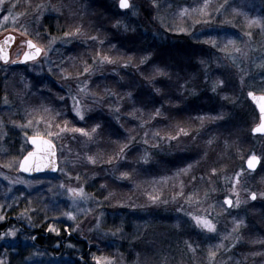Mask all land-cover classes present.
Returning <instances> with one entry per match:
<instances>
[{
  "label": "rangeland",
  "instance_id": "1",
  "mask_svg": "<svg viewBox=\"0 0 264 264\" xmlns=\"http://www.w3.org/2000/svg\"><path fill=\"white\" fill-rule=\"evenodd\" d=\"M174 1L178 2L179 6H177L174 11H170L171 15L168 17L170 21L174 20L172 22L173 28L177 33H188L191 39H198L207 50L206 55L208 60L206 57L203 60V69L207 72V74L204 75L205 82H203V85L209 89H213V84H218L217 82L219 79L217 75L213 77L210 73V65L214 67H218L219 65V67L223 66L231 71L233 70L234 74L231 73V75H236L235 78L238 79L237 82L241 86L233 101L237 105H241L245 100L248 101L246 98L248 90L245 89L248 84L244 81L245 77H242V75L258 70L259 80L262 81V83L255 84V89L258 91H253L264 93V67H261V65H264V38L261 34L264 32V15L257 14L260 2H258V0H256V2H247V0H208V7L204 8L205 0H200V2L203 1L201 4L199 0H190L187 2H180V0ZM129 2L132 5L130 9H119L120 11H127V13L121 17L117 18L116 15H114L115 12L112 10L107 12H113L111 14H113L115 18L106 12H104V14H98L96 12L90 13L86 20V22H88L87 25L90 24L92 27L99 25L103 32H105V34H103L105 37L118 36L120 38L130 32V29H127V25L124 22L128 21L130 17L137 18L138 13L142 9H145L146 13L151 17L150 26H152L154 22L157 24L153 26L155 30L154 34L157 36L158 30L160 29L159 26L162 25L163 21L161 18L162 8L159 6L158 1L156 0L158 7L153 5L152 0H129ZM212 2L216 4V7L212 6ZM118 3L119 0H106V5L111 9L114 7L118 9ZM167 5L169 8L172 6V3H168ZM51 6L54 10H52V7L49 8L48 5L42 6L38 11L39 13L35 14L36 17L33 15L28 18L26 17L27 15L23 17L19 14H14L18 16L16 24H13L11 20L0 24V36L4 33L7 34V32H13L17 37V42L10 54L11 60L9 63L2 64L0 62V121L3 122L0 124V206H3L0 208V215L6 217L8 211L20 212L19 209L15 208L18 205L19 197L34 191L35 193L33 194L35 196L33 198L34 200L36 199L37 205L42 208H50L49 206H51V204L49 205L45 198L40 196V193H44L43 190L41 191V188L44 187L43 189L48 190L52 195L55 204H59L61 208H65L66 212H74L77 216L80 214L76 211L77 207L90 208L91 205H93V198L87 192L86 185L95 180L99 182L98 185L100 190L105 194L104 200L109 206L115 208L114 210L127 209L138 213L144 217L141 219V222H147L149 215L156 211L164 213L166 209H173L174 213L176 211V215L173 213L171 215L173 216L171 223L173 226H180V229L182 227L181 224H183L185 241H187L188 244H184L185 247L183 248H186L185 251H178L176 259L173 261L174 264H251L241 256L231 253L230 249L234 242H236L238 230L244 226L245 220L242 218L243 211L247 209L249 201L253 202L249 199V193L252 191L258 194L264 192V176L259 179L258 185H260V187L258 190L246 191L247 187L245 189L242 187L243 184L241 183L236 184L235 190H233V181L235 180V174L239 172L238 170L224 176L220 170L217 171L218 169L216 167L218 166H214L216 163L208 162L207 166H203L204 169L202 170L195 167L199 165H193L192 168L195 167L196 169L193 170L191 168L186 172L182 170L187 168V165L178 166V168L176 167L177 169H174V173L165 174L164 171L167 169V166L159 162V157H168L169 155L173 157L174 154L184 151H186V153H192L195 151V139L194 136H192V139L190 138L191 135L184 136L183 134H180L177 139H158L153 134L159 133L162 137L177 136L179 129L184 128L182 124L176 127V133L174 135L167 132L156 131L159 130L158 128L152 129L155 131H152V134L147 136L150 139V143L145 144L147 149L146 147L143 150L137 148L133 149V157L130 156L128 152L120 156L117 155L122 146L130 144L129 138H127V141L115 140L119 141L116 143L115 141H111L112 135H110L108 141H106V134H104L103 131H99L100 129H98L97 133L93 134V140L91 141H89L87 137L81 136L79 133L75 134L76 139L73 140L71 139L73 134L67 133L63 140H54L57 155V171L53 174V177L48 176V173L27 177L18 171L20 160L30 149L27 142L28 137L40 135L51 139V137L46 135V124L43 122L37 124V121H39L41 117L46 121H53L61 125H63L64 121H68L69 127L85 128L90 132L91 128L95 125L86 128L82 126V123L86 122L98 108L100 109L99 112L103 114H113L111 116L114 118L115 114L111 109L122 105L121 100L117 99V97H108L104 91L105 88H108L115 93L114 89L106 80H108L107 76L111 74L109 69L112 70L113 67L122 63L118 55V53L122 54V50L112 41L108 45L106 44V48H100L99 39L102 37L97 34H89V31L84 26L83 28L87 31H84L80 25H75V27H73L71 31H74L75 28L79 26L82 34L72 39L65 38L64 36L62 38H56V42L53 45L54 50L49 52L47 57H44L42 53L41 57L29 64L27 63L24 66L12 65L11 61L19 59L22 55L21 53L24 52L23 43L25 39H31L44 48H47L49 42L52 40V38H50L47 44L43 45L42 43H37L36 40H34V36L31 35L33 34L31 31L32 26L29 25H36L38 21H40L38 20L40 16H44L51 11L54 15L64 13L66 17H62V19L68 21L71 16L76 15V17H81L83 14L77 15L81 6H78L74 0H66V2L63 0H56ZM229 6L231 10L228 9ZM246 6L247 9L245 11L244 9ZM202 8L204 9L203 14L200 11ZM183 9H188V13L181 15ZM4 15H7V12ZM2 17L3 15L1 14L0 20H2ZM81 20H84V16L81 17ZM103 20H105L106 24ZM251 21H258V23H250ZM21 25L27 28V34H25ZM181 29H185V31H181ZM249 32L252 33L251 37L247 35ZM91 33L96 32L93 31ZM91 36H97L99 39L95 41L97 46L93 47L94 50L88 52L89 45H93L92 43L89 44V38ZM82 40L84 41V44H82L84 47H82L80 53L75 54H78V56L73 63H76L75 67L78 69L74 71V73L76 72L75 74L70 76L72 77L70 78L71 82L63 79L64 74L62 76H59L58 73L55 75V67L59 64L58 54L65 57L68 47L76 43L73 41L82 43ZM229 41L233 43H229ZM90 42H92V40H90ZM87 44L88 47L86 46ZM66 45L67 47H65ZM237 47L242 50L241 53H236L234 51ZM82 51H87L91 56L87 62L86 59L81 60ZM97 53L101 56H110L117 60V63L115 66L109 64H94L93 58L99 59ZM71 56L72 54L69 53L67 56L68 62L72 61ZM90 58H92V60H90ZM64 65L66 66V63ZM79 65L81 66L80 69L78 67ZM86 66H92V72L88 75H81ZM77 76H79L78 80L76 79ZM97 76L102 79V82H105V84L101 86V90L97 89V91H104L101 96L99 95V97H104V100L100 103H93L91 99H84L81 93L82 105L85 109H91V111H85L84 121L78 122L77 119L74 118L76 124H73V117L75 114L70 111L72 105L70 97L77 94L78 87L85 81L88 83L90 92L94 93V89L96 88L92 87L93 81L91 80L92 78L96 79ZM51 79L61 91L59 96L66 97V101L59 102L66 103L69 108L67 114L65 111L66 109L61 107L54 106L53 108L48 103L37 104L33 101L37 91L40 90L43 85L47 86L46 83H50ZM31 82L33 83L31 84ZM70 91L73 92L71 93ZM5 96H7L9 101L7 104L4 103ZM111 99L113 101H111ZM55 101L58 103L57 99H55ZM44 108H49L51 111L45 112ZM69 111L73 116L69 115ZM57 112L61 113L58 117L56 116ZM29 121H33L31 127L27 126ZM114 122L116 123L115 120ZM230 124V121L227 122L225 129L230 128ZM255 124H258L257 116L256 118L253 117L251 127ZM20 125H24L25 127L21 128ZM218 126L220 127L221 124ZM167 128H171L170 123L167 125ZM184 129L187 131L186 128ZM51 130L54 132L57 131L54 127ZM25 132H27V136H25ZM145 133L141 134V138L146 139ZM258 137L261 138V140L257 141L256 150L259 146L264 145V136L258 135ZM141 138L139 141L142 142ZM13 142H17V146H15V151L13 150L14 154L12 155L10 145ZM99 142H102V144ZM61 144L65 146L63 154L61 152ZM155 145H158V147ZM68 149H71V151H68ZM77 154L80 156L79 162L75 159ZM115 154L116 162L113 163L112 160V163L108 164V166L100 165L104 161V158L108 160L111 156V158L114 159L113 156H115ZM86 155L95 156L97 158V164L91 165L86 163L84 160ZM145 155L147 156V162L142 159ZM250 155H252V153L249 154V156ZM249 156L246 158L240 156V158H243L245 162ZM182 161L183 159L177 160V163ZM127 162L134 165L133 168L126 167ZM123 163L124 165H122ZM212 169H216L215 174L212 173ZM123 172H128L130 178L124 179L123 181L117 179L116 177H119ZM77 176H79V179H77ZM177 176L179 177L176 178ZM193 177H195V179H193ZM211 177L213 179H211ZM120 182H123L125 186L122 187ZM61 185H63V187H61ZM102 185L104 186L103 188L101 187ZM76 187H83L85 192L91 197L87 203L80 202L78 205H74L71 193H69L67 189ZM95 190L97 191L96 187ZM206 192L208 193L207 197H205ZM148 193L151 194L150 199H148ZM236 193H239V199L241 201L247 200L248 203L246 205L242 204L239 209L225 207L223 203L224 197L228 196L235 201L237 198ZM145 196H147V198H145ZM152 197H157V199L154 201ZM258 200L261 201L264 199L258 196ZM88 217L89 219L87 220L90 221L92 216ZM195 217H206L210 219L212 223L215 224L216 231L209 232L203 229L197 224L194 219ZM10 218L11 217H6V219L0 221V224H6L5 230L0 233V236L3 237L0 238V246L14 247L17 244L26 246L29 243L27 237L19 235L18 232L15 237L3 235L8 232L9 229L18 231L16 227L11 226L12 223L10 222ZM64 219L68 223L73 221L66 216ZM237 219L243 220V224L234 232V221ZM20 220L22 225L26 227L29 226L27 218L20 217ZM80 225L82 226L83 223H80ZM91 227V225H88L87 230ZM160 228L161 227H153L150 229L147 225L144 227L148 234H155L156 236L161 235L162 238L168 236L167 232L160 230ZM171 234L178 239V235L174 234V231H172ZM221 244H223L224 247L217 250L215 246ZM189 245H191V248ZM199 247L202 249L200 253L196 251ZM70 249L71 247L69 246V250ZM193 249H195V251H193ZM210 250L217 251L215 258L209 257ZM40 258H44L46 261L49 259L48 256L42 252L38 253L37 257L34 259ZM0 259L4 260L6 264V260L9 259V256L3 253ZM256 259L257 258L253 257L252 260L256 261ZM162 263L167 264V262ZM101 264L108 263H105L103 260ZM258 264H264V262L259 261Z\"/></svg>",
  "mask_w": 264,
  "mask_h": 264
},
{
  "label": "trees",
  "instance_id": "2",
  "mask_svg": "<svg viewBox=\"0 0 264 264\" xmlns=\"http://www.w3.org/2000/svg\"><path fill=\"white\" fill-rule=\"evenodd\" d=\"M63 1L66 2V0ZM74 1H76L78 6H81L77 15L83 13L84 20H81L82 16L76 17L75 15L65 21L62 19V17H66L64 13L54 15V13H51L52 11L40 16V19H38L40 21L36 25H29L32 26L31 31L33 34L31 35L34 36V40L37 43L46 45L50 38H62L65 32H71L75 25H80L84 31L86 29L83 26L86 27L89 34H97L102 37L100 39L98 37L100 48L105 47L111 41L114 42L122 50V54L118 53L122 60L121 64L125 63L129 57L132 58L131 66L128 68H122L120 64L114 65L113 71L109 69L111 74L107 76L108 80H106L117 94V99L122 101V105L119 106L118 119L115 112L113 118L111 116L113 114H103L99 112L100 109L98 108L86 122L82 123V126L90 128L97 123L101 124L102 127L99 131H103L106 134V141H108L110 135H112L111 141H127V138H129L131 151L126 152L133 157V149L143 150L146 147L145 138H141V134L147 132L151 135L152 131H155L152 129L158 128L159 130L156 131L174 135L176 127L182 124L189 135H191L190 138L193 139L192 136H194L195 151L192 153L180 152L174 154L173 157L171 155L168 157L160 156L159 162L167 166L164 171L165 174L174 173V169H177L178 166L199 165L195 167L202 170L207 166L208 162L216 163L214 166H218L216 167L217 171L220 170L224 176L232 174L235 170L240 172L243 169L244 171L240 178V183L243 184L242 187L245 189L247 187L249 189H246L247 191L258 190L260 187L258 185L259 179L264 176V145L259 146L256 150L257 141L261 140V138L250 135L252 119L257 116L256 111L247 100L241 105H237L233 101L241 88L237 82L238 79L235 78L236 75H231V73L234 74L233 70L231 71L223 66L219 67V65L218 67L210 65L211 75L213 77L217 75L219 81L223 80L224 84L223 86L217 84L216 91L203 85V82H205L204 75L207 74L203 69V60L205 57L208 60L205 46L198 39H191L188 33H177L172 26L174 20L170 21L168 18L171 15L170 11H174L179 6L178 2L174 0H157L162 8L161 18L163 19L157 36L154 34L155 30L153 27L157 24L154 22L150 26L151 17L146 13L145 9H142L138 13L137 18L130 17L128 21L124 22L127 25V29H130L128 34L120 38L118 36H107L109 37L107 38L103 35L105 32L99 25L94 27L90 24L87 25L88 14L95 12L104 14V12L109 13L107 11L112 10L115 12L114 15L119 18L126 14L127 11H120L116 7L113 9L109 8L106 5V0ZM187 1L190 0H180V2ZM253 1L256 2V0H247V2ZM54 2L56 0H5L3 7L10 8L15 4L17 6L13 9V14L27 13L26 17L30 18L39 13L38 11L42 6L48 5L50 8ZM258 2L260 4L257 14L264 15V1L258 0ZM168 3H172L169 8ZM38 5L41 7L38 8ZM212 6L216 7V4L212 2ZM228 9L231 10V7L229 6ZM246 9L247 6L244 10L246 11ZM52 10H54L53 7ZM6 12L4 11L1 14L4 15ZM111 13L113 12L109 14ZM111 15L115 18L113 14ZM21 16L24 17L25 15ZM103 22L105 23V20ZM93 31L96 33H91ZM261 34L264 38V32ZM73 42L76 43L68 47L65 57L58 54L59 64L55 67L56 70L58 69L57 71L54 70L55 75L58 73L59 76L63 74L71 76L76 73L74 71L78 68L75 67L76 63H73V61L78 56V54H75L80 53V50L84 47L82 45L84 41L82 43ZM89 44V47L88 44L86 46L88 47V52H91L97 44L95 41L90 42V40ZM82 52L81 60L86 59L87 62L91 56L87 51ZM69 53L72 54L71 62L67 61ZM144 56H149L150 59L145 64H140L139 61ZM65 63L66 66L64 65ZM78 67L79 69L81 68L80 65ZM61 69H64L63 73ZM157 69L162 70L165 74H159ZM250 73L242 75V77H245L244 81L248 84L245 89L257 90L254 85L262 83L259 80L258 70ZM67 80L71 82L70 79ZM101 80L99 76L91 80L93 81L92 87L96 88L94 89V94L97 96H101L104 93V91H97V89L101 90V86L105 84ZM50 81V83H46L47 86L43 85L37 91L34 100L32 96L31 99L37 104L48 103L53 108L57 106L66 109L67 114L69 108L66 103L59 102V100L58 103L55 101V98L61 93L60 89L52 79ZM157 89L160 91L157 92ZM70 92L72 93L73 91ZM128 92L133 93L131 99L126 97ZM120 97H124V99H120ZM111 101L113 100L111 99ZM162 105L163 107L161 108ZM156 108H161L162 115L159 118L152 119L151 117ZM69 115L73 116L70 111ZM75 121L73 117V124H76ZM229 121L231 123L229 125L230 128L225 129ZM169 123L171 128H167ZM220 124L221 126L219 127L218 125ZM141 125L144 126L142 127ZM140 138L142 142L139 141ZM146 139L147 143H150V139L148 137ZM210 140L212 141L211 144L208 143ZM119 141L115 142L118 143ZM99 143L102 144V142ZM15 146H17V142H13L10 145L12 155L14 154ZM251 153L260 156L261 160L258 169L253 173L246 171L243 159ZM240 156L243 158H240ZM113 157L114 163L116 162V154ZM180 159H183V161L177 163V160L179 161ZM106 162L107 160L104 158L100 165L108 166ZM133 166L130 162H127L126 167L133 168ZM195 167L192 169L195 170ZM48 176L53 177V174ZM211 179L213 178L211 177ZM98 183V181L94 180V182L86 185L87 192L93 198V205L90 207L93 210L89 215L92 216L90 221L85 220L84 217L81 218L82 216L79 214L75 221L66 222L64 219L65 215H63L66 209L61 208L59 204H55L52 195L48 190L43 189L44 187L41 188L44 193H40V196L44 197L49 205L51 204L50 208H42L37 205L36 199L34 200L33 198L35 191L19 197L18 205L15 208L19 209L20 212L8 211L6 217H11V226L18 229L19 235L26 236L29 243L26 246H20L19 244L14 247L0 246V258H2L3 253L8 255L9 259L6 260V264H97L98 261L101 264L103 260L108 263L112 258H115V264H137V261H144L145 264H163L162 262L174 264L173 261H175L178 251H185L186 248H183L185 247L184 244H188L185 241L183 224H181L182 227L180 229V226H173L171 223V220H173L171 215L172 213L176 215V211L175 213L173 209H166L165 213L156 211L149 215L147 222H141V219L144 218L142 215L127 209L114 210L115 208L109 206L104 200L105 194L100 190ZM120 183L122 187L125 186L123 182ZM150 195L148 193V199H150ZM25 209L30 210L29 215L32 219V226L30 227H26L20 222L19 214ZM33 209L37 211H31ZM94 218H99L101 221L100 231L87 230L88 225L92 226ZM242 218H244L245 223L237 233V237H240V240L239 242L237 240L234 242L233 245L235 247H231V253L241 256L251 264H258L259 261L264 262V257H255L257 258L255 261L252 260L253 256L251 255L254 252H264V243H262L264 242V200L249 201L247 209L243 211ZM80 223H83V225L79 230H76V226ZM49 225L59 229L58 236L56 233L48 231ZM145 225L150 229L161 227L160 230L167 232L168 236L162 238L161 235L148 234L144 229ZM5 226V223L0 224V233L5 230ZM117 229H120V231L116 232ZM172 231L178 235V239L172 236ZM111 232H116V235H105V233ZM32 237H35V239H32ZM69 246L71 247L70 250ZM201 250V247H199L196 251L200 253ZM40 252L48 256L49 259L47 261L44 258L34 259Z\"/></svg>",
  "mask_w": 264,
  "mask_h": 264
},
{
  "label": "snow or ice",
  "instance_id": "3",
  "mask_svg": "<svg viewBox=\"0 0 264 264\" xmlns=\"http://www.w3.org/2000/svg\"><path fill=\"white\" fill-rule=\"evenodd\" d=\"M153 5L158 7V4L156 3V0H152ZM5 4V0H0V13L7 11V15H3L2 20H0V24L7 22L9 20H11L13 22V24H16L18 21V16L13 14V9L17 6L15 4H13L10 8H4L3 5ZM119 6L121 9H130L132 7V5L130 4L129 0H119ZM38 8L41 7L40 5L37 6ZM208 7V0H205L204 2V8ZM201 13H204V9H200ZM188 13V9H183L181 12V15L187 14ZM20 15H27V13H22ZM250 23H258V21H251ZM21 27L24 29L25 34H27V28L24 25H21ZM181 31H185V29H181ZM39 34V33H37ZM81 28L78 26L75 28L74 31L71 32H65L64 33V37L65 38H69L72 39L78 35H81ZM247 35L249 37L252 36V33L249 32L247 33ZM9 40L13 39V37L9 36L8 37ZM92 41H96L98 39L97 36H91L89 38ZM56 42V38L53 37L52 40L49 42L47 48L38 46L36 43H34L32 40H27V47L28 49H30V51L25 52L24 53V59L23 61H19V62H24L26 63L27 61H35L37 60L38 57H41V54L43 53L44 57L48 56V53L53 51V45ZM101 43H103V41H101ZM229 43H233L232 41H229ZM234 51L236 53H241L242 50L240 48H235ZM97 57H99V59L97 60L96 58H93V63L97 64V65H104V64H109V65H115L117 63V60L113 59L110 56L107 55H103L101 56L99 53H97ZM150 59L149 56H144L140 59V64H145L148 60ZM0 60H3L6 64L9 63V57L8 54L4 51L3 46H0ZM18 61L16 60H12L11 63L15 64ZM132 63V58L129 57L128 60L121 64L120 66L122 68H128L129 66H131ZM261 67H264V65H261ZM61 72H64V69H61ZM92 72V66H86L83 69V73L81 75H88ZM157 72L161 75H164L165 73H163L162 70L157 69ZM72 77H70V75L65 74L63 76V79L67 80L70 79ZM76 79H79V76L76 77ZM220 86H223L224 81L220 80L217 82ZM216 87L217 84H213V91H216ZM50 91V90H49ZM105 93L107 94L108 97H116L117 94L112 92L110 89L105 88ZM157 92H159L160 90L157 89ZM83 94V98L84 99H91L93 101V103H100L104 100V97H99L94 93H91L89 90V86L88 83L82 82L81 86L78 87L77 89V94L71 96V100H72V105L70 108V111L73 112L74 118L77 119L78 122L80 121H84L85 120V111H91V109H85V107L82 105L81 103V95ZM248 96L252 97L253 100H257L259 102V109H260V123L255 126L252 129L253 133H261L264 134V93L260 94L259 96H257L254 92H249ZM126 97L128 99H131L133 97V93L128 92L126 93ZM227 98V97H225ZM55 99L59 100V101H66V97L64 96H57ZM120 99H124V97H120ZM9 101L7 99V96H5L4 98V103L7 104ZM163 107V105L161 106V108ZM161 108H156L154 111L153 116L151 117L152 119H156L161 117L162 115V111ZM45 112H49L51 111V109L49 108H44ZM111 111L115 112L117 114V119H118V114L120 113V107H116L114 109H111ZM60 112L56 113V116H60ZM45 123L46 124V135L48 137H51V139H44L43 136L40 135H33L31 137H29V139L31 140V142L33 144H41V145H45L47 148V153L49 156L51 157H55L56 156V145L54 143V140H63L65 138V134L67 133H72L73 136L71 137V139L75 140L76 139V135L77 133H79L81 136L87 137L89 141L93 140V134L97 133L98 129H100L102 127L101 124L97 123L95 124V126H93L91 128V131L89 132L88 130H86L85 128H77V127H69L68 121H64L63 125L59 124V123H54L53 121H46L44 120L43 117L40 118L39 121H37V124L39 123ZM3 122L0 121V124H2ZM14 123V122H13ZM33 121H29L28 122V127H31ZM142 127L144 125H141ZM21 128L25 127L24 125H20ZM56 128L57 131H52V128ZM180 134H183L184 136L189 135V133L187 131H185L184 128H180L179 132L177 133V136H160L159 133H154L153 135L158 138V139H177L178 136ZM145 137H147L149 135V133H145L144 134ZM25 136H27V132H25ZM145 143H147V139H145ZM209 144L212 143V141L210 140L208 142ZM158 147V145H155ZM65 146L63 144H61V152L63 154V150H64ZM68 151H71V149H68ZM126 151H131V144H125L124 146H122L119 149V153L117 154L118 156L123 155L126 153ZM34 155V153H29L28 156L24 157L23 161L20 162V168L23 171H32V170H40V169H33V167H31L29 165V160L30 158ZM76 161L79 162L80 161V156L79 154L76 155L75 157ZM142 159H144L145 162H147V156L145 155ZM85 162L91 165H96L97 164V158L93 155H86L84 158ZM113 158H109L107 160L108 164L112 163ZM260 161V157L256 156L254 153L247 159V168L249 170L255 171L257 164ZM10 166V165H8ZM193 167V165L189 164L187 166V168L183 169L182 171H188ZM243 169L240 172H237L235 174V180L233 181V190H235V185L240 183V178L243 174ZM212 173L215 174L216 173V169H212ZM117 179L120 180H124V179H128L130 178V174L128 172H123L120 174L119 177H116ZM77 179H79V176H77ZM193 179H195V177H193ZM15 182H21V181H15ZM61 187H63V185H61ZM102 188L104 187L103 185L101 186ZM67 191L69 193H71L72 196V200L74 205H78L80 202H84L87 203L91 197L85 192L83 187H76V188H69L67 189ZM247 191V190H246ZM182 194V193H181ZM208 196V193H205V197ZM237 198L235 199V201H233L230 197L226 196L223 203L225 205H227L229 208H237L239 209L241 207L242 204H247L248 201H241L239 199V193H236ZM259 198L264 199V192H260L259 194L255 191H252L249 193V199L251 201H256ZM152 199L155 201L157 199V197H152ZM3 206H0V208H2ZM29 209H25L23 212L20 213V217L21 218H27L28 219V223L29 226H32V219L31 216L29 215ZM33 212L37 211L35 209L31 210ZM76 211H78L80 213V215L82 217H84L85 220L88 219V216L92 213V209L91 208H76ZM63 215H65L68 219L75 221L77 219V216L74 212L69 211V212H65L63 213ZM47 219V217H45ZM4 219H6V217L4 215H0V221H3ZM197 222V224L202 227L203 229L209 231V232H215L216 231V226L215 224L212 223V221L206 217H195L194 218ZM235 227L233 229V231H237L239 229V227L241 226V224H243V220L237 219L234 221ZM81 227L80 224H78L76 226V230H79ZM101 229V221L99 218H94L93 222H92V227L89 228V231H100ZM48 231L49 232H54L56 233V235H59V229L55 228L53 225H49L48 227ZM120 229H117L116 232H119ZM116 232H111V233H105V235L111 234L113 236L116 235ZM70 234V233H69ZM4 236H11V237H15L17 235V231L13 230V229H9L8 232H6L5 234H3ZM0 238H3L2 236H0ZM32 239H35V237H32ZM237 242H239L240 237H236ZM264 243V242H262ZM57 247H59V245H57ZM189 247L191 248V245H189ZM217 250H219L220 248L224 247L223 244L221 245H217L215 246ZM233 247H235V245H233ZM193 251H195V249H193ZM217 255V251H211L209 252V257L210 258H215ZM253 257H264V252H254L251 254ZM0 264H5V261L0 259ZM97 264H99V261L97 262ZM108 264H115V258H112ZM137 264H145L144 261H137Z\"/></svg>",
  "mask_w": 264,
  "mask_h": 264
},
{
  "label": "water",
  "instance_id": "4",
  "mask_svg": "<svg viewBox=\"0 0 264 264\" xmlns=\"http://www.w3.org/2000/svg\"><path fill=\"white\" fill-rule=\"evenodd\" d=\"M118 6H119V3H118ZM118 8H120V6ZM9 36L13 37V39L9 40L8 39ZM15 41H16V36H15L14 33H11V32H9L7 34L5 33L4 35H2L0 37V46H3L4 51L8 54L9 60H10L11 49H12L13 45L15 44ZM25 44H26V48H25L24 53L30 51V49H28V47H27V43H25ZM24 53H22L23 54L22 57L15 64L24 63V62H19V61H23ZM0 61L2 63H5L3 60H0ZM249 92L246 93V96H247L248 100L255 106V108H256V110L258 112L257 114H258V117H259V121H258V124H259L260 123V115H261L260 114V109H259V102L257 100H253L252 97L248 96ZM255 94L257 96H259L262 93H255ZM251 133H252L251 135H264V134H261V133H253L252 130H251ZM44 139H47V138L44 137ZM27 141H28V144L31 146V150L25 156L22 157L20 162L23 161L24 157L28 156L29 153H34V155L29 160V165L31 167H33V169H40V170L23 171L20 168V166H18V171L20 173L26 175V176H35V175H37L39 173H42V172H54L55 173L57 171V155L54 158L49 156L48 153H47V148H46L45 145L33 144L31 142V140L29 139V137H28ZM20 162H19V165H20ZM259 163H260V161H259ZM259 163L257 165H259ZM257 167H256V169H257ZM245 168L248 171L253 172L252 170H249L247 168V160L245 161ZM224 199H225V197H224ZM224 199H223V201H224ZM225 206L227 208H229L227 205H225Z\"/></svg>",
  "mask_w": 264,
  "mask_h": 264
}]
</instances>
